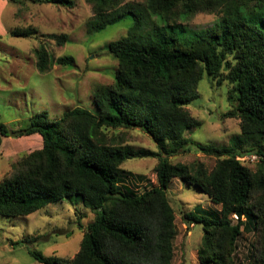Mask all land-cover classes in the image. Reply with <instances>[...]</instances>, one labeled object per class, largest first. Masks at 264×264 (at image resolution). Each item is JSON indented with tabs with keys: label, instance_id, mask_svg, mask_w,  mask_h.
<instances>
[{
	"label": "trees",
	"instance_id": "16d2710c",
	"mask_svg": "<svg viewBox=\"0 0 264 264\" xmlns=\"http://www.w3.org/2000/svg\"><path fill=\"white\" fill-rule=\"evenodd\" d=\"M24 1L75 6V0ZM84 1L93 11L86 24L89 34L132 20L126 35L107 45L116 61L113 81L95 88L94 111L76 107L57 120L40 112L13 131L0 123L2 138L38 135L42 141L41 149L10 164L0 180V216L26 217L77 196L94 216L78 252L68 259L30 250L36 262L172 264L176 226L168 186L178 179L220 208L210 216L205 211L181 215L187 226H201L199 264H264V0H144L143 9L125 6L124 0ZM201 13L217 15L218 22L188 37L177 20ZM148 14L158 21L145 29ZM36 34L33 27L9 32L23 38ZM48 38L58 45L66 42L65 36ZM34 56L40 74L52 63L73 61L68 56L53 61L42 45ZM204 77L228 87L229 109L221 116L238 120L239 134L221 147L186 137L199 122L185 107L198 98ZM132 129L147 135L157 151H132L125 143V132ZM183 154L216 162L209 171L198 161L171 162ZM248 156L257 158L253 169L241 161ZM133 158L157 161V186L140 195L120 185L131 177L121 166ZM243 233L255 236L245 263L236 256Z\"/></svg>",
	"mask_w": 264,
	"mask_h": 264
},
{
	"label": "rangeland",
	"instance_id": "374dc122",
	"mask_svg": "<svg viewBox=\"0 0 264 264\" xmlns=\"http://www.w3.org/2000/svg\"><path fill=\"white\" fill-rule=\"evenodd\" d=\"M19 1L13 4L0 0V123L13 131L24 127L31 116L40 112L57 120L65 111L76 107L94 111L92 95L95 88L111 84L116 68L107 45L126 35L132 25L131 18L89 34L86 24L93 11L84 0H75L71 9ZM143 4L144 0L123 2V5L136 9H143ZM145 20V29L158 21L151 14L145 15ZM216 22L217 15L207 13L177 20L188 37ZM26 27L35 28L37 34L29 38L9 36L11 30ZM50 35L65 36L66 42L58 45L48 38ZM40 45L45 47L53 61L68 56L73 59L72 63L67 66L52 63L49 71L40 74L34 56V50ZM227 89L226 85L219 86L205 77L199 82L198 98L185 107L199 125L186 133V137L197 144L221 147L228 144L230 137L239 134L238 120L221 116L229 109ZM125 133V143L132 151H157L155 143L142 131L132 129ZM0 139V180L9 171L10 164L42 146L38 135ZM194 161L202 163L208 171L216 162L214 158L201 154H183L171 159L173 163L183 164ZM241 161L253 169L257 158L248 156ZM156 163L153 158H133L124 162L121 167L131 172V177H124L121 187L135 195L156 187ZM168 198L175 210L176 226L172 264H199L197 250L202 237L201 226H187L181 215L193 212L203 216L205 211L210 216L209 213L218 214L220 208L211 204L195 187L178 179L169 184ZM93 217L77 196L26 217L0 216V264H39L29 255L30 250L39 251L44 256L73 258L79 250L83 230ZM254 244V234L243 233L237 243V259L245 263Z\"/></svg>",
	"mask_w": 264,
	"mask_h": 264
}]
</instances>
